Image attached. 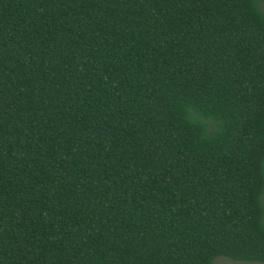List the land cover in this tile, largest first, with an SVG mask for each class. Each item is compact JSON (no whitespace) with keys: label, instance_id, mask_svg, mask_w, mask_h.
<instances>
[{"label":"trees","instance_id":"obj_1","mask_svg":"<svg viewBox=\"0 0 264 264\" xmlns=\"http://www.w3.org/2000/svg\"><path fill=\"white\" fill-rule=\"evenodd\" d=\"M257 5L0 0V264L264 263Z\"/></svg>","mask_w":264,"mask_h":264},{"label":"rangeland","instance_id":"obj_2","mask_svg":"<svg viewBox=\"0 0 264 264\" xmlns=\"http://www.w3.org/2000/svg\"><path fill=\"white\" fill-rule=\"evenodd\" d=\"M261 200H262V204L264 206V193H263V195L261 197ZM235 263H240V264H264V263L255 262V261L236 262V261L230 260V259L222 257V256L215 257L213 259V261H212V264H235Z\"/></svg>","mask_w":264,"mask_h":264},{"label":"clouds","instance_id":"obj_3","mask_svg":"<svg viewBox=\"0 0 264 264\" xmlns=\"http://www.w3.org/2000/svg\"><path fill=\"white\" fill-rule=\"evenodd\" d=\"M256 8L257 10H260L261 8H264V5H257ZM260 222L264 224V215L260 216Z\"/></svg>","mask_w":264,"mask_h":264}]
</instances>
